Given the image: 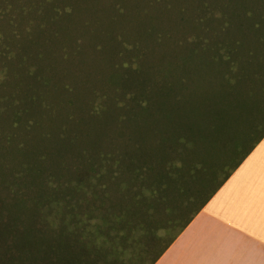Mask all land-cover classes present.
<instances>
[{
	"label": "trees",
	"instance_id": "1",
	"mask_svg": "<svg viewBox=\"0 0 264 264\" xmlns=\"http://www.w3.org/2000/svg\"><path fill=\"white\" fill-rule=\"evenodd\" d=\"M2 1L0 19L7 21L9 30L3 37L0 34V116L8 123L0 133V143L9 147L7 151L0 148V159L12 150L16 155L22 151L23 142L15 133L18 127L27 131L50 123L65 128L75 120L94 125L105 111L114 114L107 124L112 130L107 144L121 138L125 145L124 151L115 146L92 154L79 150L77 155L85 161L68 172L55 173L40 166L39 175L29 176L27 164H17L6 175L0 174V264H155L264 138V111H259L255 92L257 83L264 84V12L256 13L264 10V0H193L192 13L210 12L213 3L222 8L207 19L209 28H201L203 37H184L177 44L191 47L165 66L154 58L156 51H148L150 55L144 51L149 44L158 47L162 40L158 16L151 11L168 9L172 3L148 0L143 8L138 1L116 0L117 4L107 8L109 19L125 18L130 7L148 15L140 39L126 37L130 28L116 29L109 37L116 49L110 56L100 55V59L109 58L99 61L105 74L89 65L80 78L81 89L71 80L70 75L75 78L71 72L63 68L64 77H53L35 64L34 55L23 67L24 73L39 91L51 84L53 95L34 91L21 97L5 91L9 84L18 86L16 71L8 67L14 71L11 63L21 40L32 42L37 49L49 46L51 37L58 41V29H48L56 33L48 40L40 39L41 33L48 31V24L56 27L63 16H72L74 10L71 6L73 13L69 14L66 5L57 8L60 0ZM48 8L51 18L44 16ZM257 17L261 18L259 29L244 32L237 26L244 18ZM63 43L62 39L55 52L60 64L76 58L75 49L83 45L73 42L72 50H67ZM102 47L93 41L90 52L102 54ZM258 111L260 121L241 129L245 133H234ZM46 112L51 116L49 122L43 117ZM159 122L165 130L156 148L143 152L130 141L142 128ZM38 154L39 159L45 158ZM192 173H197L194 183L199 188L183 190L181 206L172 208L164 222L152 223L166 197L180 192L179 181ZM31 177L34 183L29 182ZM30 188L34 191H26ZM139 236L146 243L122 261Z\"/></svg>",
	"mask_w": 264,
	"mask_h": 264
},
{
	"label": "rangeland",
	"instance_id": "2",
	"mask_svg": "<svg viewBox=\"0 0 264 264\" xmlns=\"http://www.w3.org/2000/svg\"><path fill=\"white\" fill-rule=\"evenodd\" d=\"M28 1L31 2V0H27L26 2ZM60 1H62V4L58 5L57 8H61L66 5V7H68L67 13L71 14L74 12L73 15L67 17L63 16L61 18L63 19L62 22H59L56 27H54V25L52 24L47 25V30H59V32H57L59 37L58 41L54 42V38L51 37L49 46L46 44L44 47L37 49L33 47L32 42L26 43L25 40H21V47L16 53L15 59H13L11 63V67L14 71L10 69V66L8 67L10 72L16 71V75L14 74V82H16L18 86L15 87L13 86V84H9L8 86H6L5 91L7 94L21 97L22 95H25V93L33 95V92L35 91L37 93L43 94V96L53 95V93H51V84H48L45 89H41L39 91L35 88L36 86L34 87L32 85V79L29 76L27 77L24 73L23 67L32 62L34 55L36 59L34 61L35 64L39 68H46L49 71V74L53 77H64V74L67 72V70L68 72H71L75 77L73 78L72 75H70L71 80H73L75 84H77V89H81L79 83H81L82 81L80 80V78L83 76V74H85V70L89 65L95 67L91 68L92 70L98 71V73L101 71L100 74L102 75L105 74V69L103 66H100L99 61L105 62L109 58L100 59V55H105L106 57L110 56V52L116 49V45L110 42L109 39V37H113L116 34V29L121 27L126 29L130 28V30L125 33L126 37L129 39H133L134 37L136 39H140V36L142 35V30L140 29L144 28L149 20L148 15H146L141 10L133 7H130V10L126 13L128 16H125V18L118 21L109 19L106 16L107 8H109V4H111L110 7L117 4L116 0ZM136 1H138V4L145 8V4L148 0H134L133 3L135 4ZM175 1L176 0H169V2L172 3V6L169 5L168 9L160 8L158 11H151L153 13V16H158L160 25L159 30L162 32V40L159 43L158 47H154L149 44V47H147V49L144 51L145 54H147L148 51L150 52L151 50L156 51L157 53H154V58H160L164 66L167 61L172 62L176 59L177 56L181 55L184 48L191 47L190 45L184 44L182 46L177 45L181 43L183 39H185L184 37H186V39L194 35L203 37L204 34L200 31L201 28H209V22L207 21V19H209V17H211L213 14L216 15V12H218V7L222 8L220 3L219 6L213 3L211 5L214 8L211 9L210 7V12L209 9H205L204 14L200 15L199 13H192V8L195 7L193 0ZM102 3L104 6H106L103 7ZM2 4L3 1L0 0V7L2 6ZM118 5L120 6V4ZM252 5H257L258 7L261 6L259 2H253ZM252 5H249V7ZM71 6H73V12H71ZM245 6L247 7V5ZM227 9L228 7L225 8V10ZM47 10L48 11L44 16L50 18L53 17V13L50 11V9L48 8ZM258 11L259 12L256 13H258L259 15L264 12V10L261 12V8ZM151 12L149 13L151 14ZM258 18L259 17H257L256 20L255 18L254 20H246V18H244L245 22L242 21L237 26L242 28V31L244 32L247 31L246 28H250L251 31H253L259 26L257 24V21H260L261 18ZM200 20L201 22H199ZM6 22L7 21H5V19H0V34L2 37L4 36V34H8L9 29L7 26H5ZM26 22L29 24L30 22L32 23V20L27 18ZM204 22L206 26H202ZM104 27L107 29V32L104 31ZM132 28H135L137 32H130ZM51 33L54 34L55 32L50 30L44 31L43 33H41L40 39L44 37L46 40H48ZM262 33H264V28H262ZM37 35L39 36L40 34ZM233 35L234 37H236L237 34L233 33ZM252 37L254 40L256 39L254 35H252ZM248 38L250 37L248 36ZM62 39L64 41L63 46L66 47L67 50H72L73 42H75L76 44L82 42L83 45L78 49H75L74 52H76L77 54L76 58L71 57L69 58L68 63L65 61L60 64V60L56 56L55 52L59 50L58 48H60L59 45H61ZM93 41H99L100 43H102V54H94L90 52V44ZM88 55H90V57H88ZM151 58L152 57H150V59ZM63 68H65V73ZM97 68L98 70H95ZM93 77H95V75ZM99 78L100 75H97L96 80H98ZM255 89V92H257L256 104L259 108V111L261 109H263L264 111V84L262 85L261 83H257L255 85ZM3 91L4 88H2L1 92ZM36 109L37 107H35V110ZM259 111L254 115L252 121L251 118L248 117L247 120L249 121V123L242 122L239 127L235 128L234 133L237 135H240L242 132L245 133L246 131L244 130L246 128L251 127L253 124L260 121L261 117H258ZM43 117L44 120L48 122L51 119V116H49L48 112H46ZM113 120L114 114L111 111H105L96 117L94 125H85L83 124V122L79 124L75 120L74 125H68L65 128L52 126L50 123L40 126L36 125L32 128L27 129V131H24L25 129L22 130L21 127H18L16 129L18 131H16L15 133L17 136L16 138L23 142L22 151L19 153V155H16L14 150L8 152V155L7 153H5V159H0V163L6 164V166L0 167V174L6 175L11 169L16 168L17 164H27L25 173L29 176H37V174L39 175L40 166L48 167L55 173L68 172L71 168L75 167L78 162L79 164L84 163L85 159H80L77 155V152L79 150H84L89 154H92L99 148H101V151L106 152L105 150H109L110 148L115 146L116 149L118 148L119 150L124 151L125 141H123V139L120 140L121 138L115 140L113 144H107V142H110L109 137L112 133V130L108 127L107 124L112 122ZM7 123L8 119L5 118V116H0V133L6 131ZM244 127L245 129L241 130ZM164 130L165 125L159 122L154 126H147L145 128H142L140 133H135L134 137L131 138L130 141H133V143L139 145V149H142L143 152H146V150L156 148L157 145L160 144V139L163 138L162 135ZM8 147L9 146H7L4 141L0 143L1 149H6L7 151ZM128 149L131 151V146H128ZM38 153L44 154L45 158L39 159ZM140 157L142 159H145L143 157V154ZM151 159H154V156L151 157ZM39 160H45L46 163H40ZM196 175L197 173H192L183 176L178 185L182 190L180 192L178 190L173 191L169 194V196L166 197L165 204L157 210L156 216L150 220L152 223L164 222L171 215L172 208L176 209L178 206H181L180 202L183 197V190L188 189L189 191L191 189L195 190L196 188H199V186L194 183ZM29 182L34 183V179L31 177ZM20 184L22 185L23 181ZM26 191H34V188L26 189ZM138 239L139 240H137L127 248L126 256L122 261H125L131 254H135L134 252L137 251L136 248L146 243V238L144 236H139Z\"/></svg>",
	"mask_w": 264,
	"mask_h": 264
},
{
	"label": "crops",
	"instance_id": "3",
	"mask_svg": "<svg viewBox=\"0 0 264 264\" xmlns=\"http://www.w3.org/2000/svg\"><path fill=\"white\" fill-rule=\"evenodd\" d=\"M155 264H264V138Z\"/></svg>",
	"mask_w": 264,
	"mask_h": 264
}]
</instances>
